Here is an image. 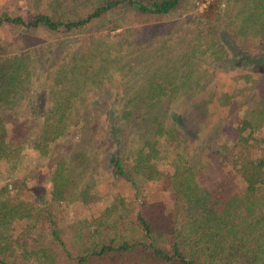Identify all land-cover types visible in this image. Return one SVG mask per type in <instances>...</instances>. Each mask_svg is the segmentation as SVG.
Listing matches in <instances>:
<instances>
[{
    "label": "trees",
    "instance_id": "16d2710c",
    "mask_svg": "<svg viewBox=\"0 0 264 264\" xmlns=\"http://www.w3.org/2000/svg\"><path fill=\"white\" fill-rule=\"evenodd\" d=\"M16 1L0 5V264H264V0ZM176 14L184 70L136 71L127 36ZM123 71L145 83L110 93ZM216 71L244 86L209 88ZM103 176L130 201L66 224V206L106 204Z\"/></svg>",
    "mask_w": 264,
    "mask_h": 264
},
{
    "label": "rangeland",
    "instance_id": "374dc122",
    "mask_svg": "<svg viewBox=\"0 0 264 264\" xmlns=\"http://www.w3.org/2000/svg\"><path fill=\"white\" fill-rule=\"evenodd\" d=\"M4 2H8L10 5V10L18 9L21 10L23 6L20 2L16 0H0V5L4 4ZM1 8V7H0ZM24 11V10H23ZM0 32V35L5 32ZM192 31V26L188 21H186L184 16L180 14H176L171 16L170 18L163 21V23L152 25L150 27L142 26L135 29L132 35H128L127 39L129 40L128 43L131 44V47L134 49L135 56H136V64L134 65V69L136 71L141 69V63L146 60L150 56H157V62L159 66H171L169 73H177L180 72L182 69L184 70L182 64H179L177 61L178 52L182 51L181 47L178 44H181L185 39H180L181 35L183 34H190ZM41 40L44 38V34L38 33L37 34ZM127 35V34H126ZM61 38V37H59ZM123 39V37H122ZM124 40V39H123ZM122 42V40H120ZM131 66L133 62H130ZM173 66V68H172ZM178 69L179 71H175ZM213 69V68H210ZM142 71V75L140 74L134 76L132 78L131 74L128 71H123L122 73H114L110 82L105 84V87L108 88L109 92L112 94L119 93L120 96L124 94L126 91H136L138 88L143 85L142 76L145 77ZM147 77V76H146ZM212 78V76H211ZM145 80V79H144ZM209 88L213 89H221L227 94H232L233 90L236 88H241L244 86L243 82H240L236 86H233L229 83L226 77H222L218 71H216L213 75V78L210 82H208ZM101 91V89H100ZM117 97H114L111 101H117ZM237 98L232 99V102L236 101ZM106 102V101H105ZM104 102V103H105ZM187 101L184 99H175L173 103L175 104H185ZM190 103V101H188ZM238 107V108H237ZM237 109L239 106H236V102L232 107L228 109V116L236 117ZM226 133V130H224ZM257 137L264 139V126L259 130L257 133ZM203 148H201V151ZM100 181H103V184L100 183L97 187V192L100 194H104V192H109V194L104 201L103 205L98 204L95 206L90 207H79L78 205L72 204L65 207V222L68 225L75 224L83 219H89L92 216L98 215L105 206H108L111 203V196L120 195L126 201H130L131 191L123 183L117 184L116 190L113 193L110 192V183L107 177H102ZM105 182V183H104ZM108 183V184H107ZM109 190V191H106ZM145 196V195H144ZM164 197V195H160L159 198ZM149 203V201H148ZM150 204V203H149ZM150 206V205H148ZM22 223H14L11 226V234L15 237L20 233L22 228Z\"/></svg>",
    "mask_w": 264,
    "mask_h": 264
}]
</instances>
